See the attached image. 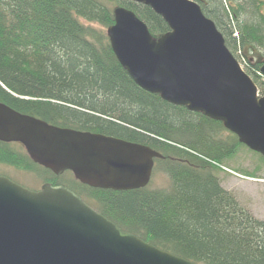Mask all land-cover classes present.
I'll use <instances>...</instances> for the list:
<instances>
[{
  "label": "trees",
  "instance_id": "16d2710c",
  "mask_svg": "<svg viewBox=\"0 0 264 264\" xmlns=\"http://www.w3.org/2000/svg\"><path fill=\"white\" fill-rule=\"evenodd\" d=\"M191 1L264 92V2ZM116 8L134 13L154 39L169 32L161 17L131 0H0V103L50 125L148 146L163 156L154 169L169 185L152 188L151 180L133 191L90 188L70 172L57 177L33 163L20 144L1 142L0 176L15 180L2 167L40 172L43 184L66 187L122 231L192 263L264 264V221L216 176L227 173L223 162L245 146L221 122L132 82L107 37Z\"/></svg>",
  "mask_w": 264,
  "mask_h": 264
},
{
  "label": "water",
  "instance_id": "95a60500",
  "mask_svg": "<svg viewBox=\"0 0 264 264\" xmlns=\"http://www.w3.org/2000/svg\"><path fill=\"white\" fill-rule=\"evenodd\" d=\"M121 1V0H112ZM161 17L169 32L154 39L134 13L114 11L112 53L132 82L173 106L221 122L264 158V96L226 48L213 21L191 0H131ZM264 77V64L260 67ZM0 142L20 144L55 176L117 192L145 188L154 161L148 146L50 125L0 103ZM0 264H195L124 232L71 190L26 189L0 176Z\"/></svg>",
  "mask_w": 264,
  "mask_h": 264
},
{
  "label": "rangeland",
  "instance_id": "374dc122",
  "mask_svg": "<svg viewBox=\"0 0 264 264\" xmlns=\"http://www.w3.org/2000/svg\"><path fill=\"white\" fill-rule=\"evenodd\" d=\"M257 1L264 2V0ZM262 14L264 15V7L262 8ZM239 61L244 60L239 57ZM240 64L243 68L242 63ZM249 77L253 81V78ZM261 81L264 82V78ZM254 84L257 87L258 98L263 97L264 92H261L258 84L255 82ZM207 132L205 131V136H207ZM243 148H240L231 160L223 162L230 172H218L216 176L220 186L231 193L241 206L246 208L254 218L264 221V163L260 160L259 154L256 155L257 153H255L254 155V153H249L248 148L249 151L246 147ZM2 170L7 176L15 179V183L17 182L26 189L38 191L43 184L41 182L43 175L40 172L25 174L8 167H2ZM244 172L254 174L255 178L245 177ZM67 179L70 180V177H67ZM151 180L152 188H166L169 185L168 177L158 168L153 169Z\"/></svg>",
  "mask_w": 264,
  "mask_h": 264
}]
</instances>
